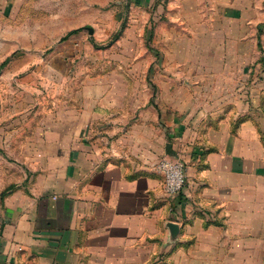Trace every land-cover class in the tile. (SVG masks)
Masks as SVG:
<instances>
[{"label": "crops", "instance_id": "obj_1", "mask_svg": "<svg viewBox=\"0 0 264 264\" xmlns=\"http://www.w3.org/2000/svg\"><path fill=\"white\" fill-rule=\"evenodd\" d=\"M32 2L0 0V264H264V0H178L130 67L63 95L1 69Z\"/></svg>", "mask_w": 264, "mask_h": 264}, {"label": "rangeland", "instance_id": "obj_2", "mask_svg": "<svg viewBox=\"0 0 264 264\" xmlns=\"http://www.w3.org/2000/svg\"><path fill=\"white\" fill-rule=\"evenodd\" d=\"M212 1L186 0V3L206 8ZM177 2L37 0V4L42 3L43 6L41 13L34 10L33 0L30 5L32 10L12 14L15 26L12 30L25 32L26 40L30 42L12 45L9 50L11 55L3 62L1 69L23 68L24 78H32L35 82L38 78L40 84L53 85L54 89L58 85L62 95L70 85L98 83L101 78L112 75L116 68L131 66L132 60L127 53L130 54L132 38H146L149 30L154 34L164 9ZM40 22L43 28H36L35 24ZM41 30L42 36L38 34ZM3 32L4 28L0 27V34ZM118 32L120 37L117 41ZM33 39L39 42H31ZM0 49H3L1 43ZM25 51L33 54L26 55ZM35 52H38L37 57L34 56ZM55 53H67V58L57 61L58 70L53 73L50 69L54 67L51 59ZM39 69H48V76L39 72ZM17 78L12 77L11 83H17Z\"/></svg>", "mask_w": 264, "mask_h": 264}, {"label": "built area", "instance_id": "obj_3", "mask_svg": "<svg viewBox=\"0 0 264 264\" xmlns=\"http://www.w3.org/2000/svg\"><path fill=\"white\" fill-rule=\"evenodd\" d=\"M164 177L165 188L170 195L181 194L187 184L186 165L180 156L163 155L154 164Z\"/></svg>", "mask_w": 264, "mask_h": 264}, {"label": "trees", "instance_id": "obj_4", "mask_svg": "<svg viewBox=\"0 0 264 264\" xmlns=\"http://www.w3.org/2000/svg\"><path fill=\"white\" fill-rule=\"evenodd\" d=\"M77 30H75L74 32H76ZM120 32H118V34H119Z\"/></svg>", "mask_w": 264, "mask_h": 264}, {"label": "water", "instance_id": "obj_5", "mask_svg": "<svg viewBox=\"0 0 264 264\" xmlns=\"http://www.w3.org/2000/svg\"><path fill=\"white\" fill-rule=\"evenodd\" d=\"M170 152V151H169Z\"/></svg>", "mask_w": 264, "mask_h": 264}]
</instances>
